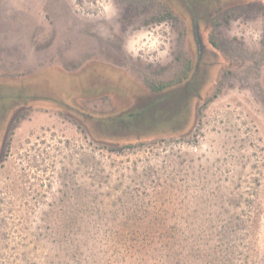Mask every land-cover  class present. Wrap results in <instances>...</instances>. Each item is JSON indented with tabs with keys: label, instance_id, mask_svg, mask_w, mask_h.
<instances>
[{
	"label": "rangeland",
	"instance_id": "rangeland-1",
	"mask_svg": "<svg viewBox=\"0 0 264 264\" xmlns=\"http://www.w3.org/2000/svg\"><path fill=\"white\" fill-rule=\"evenodd\" d=\"M0 264H264V0H0Z\"/></svg>",
	"mask_w": 264,
	"mask_h": 264
},
{
	"label": "trees",
	"instance_id": "trees-1",
	"mask_svg": "<svg viewBox=\"0 0 264 264\" xmlns=\"http://www.w3.org/2000/svg\"><path fill=\"white\" fill-rule=\"evenodd\" d=\"M192 83V82H191ZM192 86L185 85L184 87H174L171 86L169 88H166L165 86H155L153 88L154 92L149 93L147 95H142V99L145 106H142L138 110L131 111L126 113L125 116L127 117H137L139 114H141V111L147 110L149 108L150 116L153 118H160V119H172L175 118V115L177 113V109L179 108V104L182 103L184 97L181 98V93L184 88H187L188 93L190 90H192ZM149 101V103H147ZM149 106V107H148ZM92 114L88 113L87 116L90 117ZM98 119H101V117L96 118L95 121ZM114 120V118H112Z\"/></svg>",
	"mask_w": 264,
	"mask_h": 264
},
{
	"label": "clouds",
	"instance_id": "clouds-1",
	"mask_svg": "<svg viewBox=\"0 0 264 264\" xmlns=\"http://www.w3.org/2000/svg\"><path fill=\"white\" fill-rule=\"evenodd\" d=\"M254 38L259 39V33H257Z\"/></svg>",
	"mask_w": 264,
	"mask_h": 264
}]
</instances>
